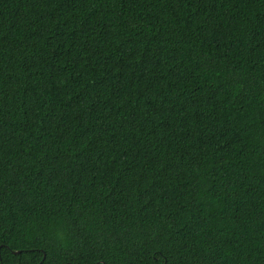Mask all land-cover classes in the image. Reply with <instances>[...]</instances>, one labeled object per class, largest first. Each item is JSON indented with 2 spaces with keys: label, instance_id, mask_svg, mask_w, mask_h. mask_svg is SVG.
<instances>
[{
  "label": "trees",
  "instance_id": "1",
  "mask_svg": "<svg viewBox=\"0 0 264 264\" xmlns=\"http://www.w3.org/2000/svg\"><path fill=\"white\" fill-rule=\"evenodd\" d=\"M0 264H264V0H0Z\"/></svg>",
  "mask_w": 264,
  "mask_h": 264
},
{
  "label": "water",
  "instance_id": "2",
  "mask_svg": "<svg viewBox=\"0 0 264 264\" xmlns=\"http://www.w3.org/2000/svg\"><path fill=\"white\" fill-rule=\"evenodd\" d=\"M19 252V251H18Z\"/></svg>",
  "mask_w": 264,
  "mask_h": 264
}]
</instances>
